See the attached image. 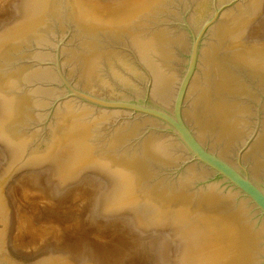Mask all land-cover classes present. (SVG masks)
Listing matches in <instances>:
<instances>
[{"label":"water","instance_id":"95a60500","mask_svg":"<svg viewBox=\"0 0 264 264\" xmlns=\"http://www.w3.org/2000/svg\"><path fill=\"white\" fill-rule=\"evenodd\" d=\"M0 264H264V0H16Z\"/></svg>","mask_w":264,"mask_h":264},{"label":"rangeland","instance_id":"374dc122","mask_svg":"<svg viewBox=\"0 0 264 264\" xmlns=\"http://www.w3.org/2000/svg\"><path fill=\"white\" fill-rule=\"evenodd\" d=\"M16 0H0V25Z\"/></svg>","mask_w":264,"mask_h":264}]
</instances>
